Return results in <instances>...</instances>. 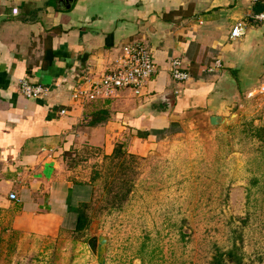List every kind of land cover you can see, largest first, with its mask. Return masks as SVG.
I'll use <instances>...</instances> for the list:
<instances>
[{
  "label": "crops",
  "instance_id": "1",
  "mask_svg": "<svg viewBox=\"0 0 264 264\" xmlns=\"http://www.w3.org/2000/svg\"><path fill=\"white\" fill-rule=\"evenodd\" d=\"M262 14L264 0H0V264H48L62 235L73 233L90 187L72 177L69 157L84 148L112 155L137 120L166 127L172 114L150 109L172 91L191 103L183 113L214 106L222 78L262 74L251 91L259 87ZM239 23L244 34L232 39ZM134 42L148 48L158 68L141 96L73 99ZM174 59L190 77L180 85L171 75ZM217 61L222 67L208 73ZM24 79L46 94L26 98ZM100 111L107 120L91 126Z\"/></svg>",
  "mask_w": 264,
  "mask_h": 264
},
{
  "label": "rangeland",
  "instance_id": "2",
  "mask_svg": "<svg viewBox=\"0 0 264 264\" xmlns=\"http://www.w3.org/2000/svg\"><path fill=\"white\" fill-rule=\"evenodd\" d=\"M256 75L218 80L209 110L174 113L166 127L150 123L144 138L128 127L114 145L125 143L133 158L110 161L90 148L69 157L72 177L90 187L91 224L83 238L62 235L47 263L97 264L88 247L96 235L109 238L106 264H211L235 246L244 264H264V97L250 96L263 76ZM216 114L238 116L213 126Z\"/></svg>",
  "mask_w": 264,
  "mask_h": 264
},
{
  "label": "built area",
  "instance_id": "3",
  "mask_svg": "<svg viewBox=\"0 0 264 264\" xmlns=\"http://www.w3.org/2000/svg\"><path fill=\"white\" fill-rule=\"evenodd\" d=\"M260 21H264V14L258 16ZM244 34V28L241 23L234 26L230 37L232 39L240 38ZM122 54L115 63V67L99 77V80H89L87 86L78 88L73 93V99L83 102L85 99L89 102L98 100H107L116 96L122 90H130L135 94H141L148 86L151 79L157 74L158 68L151 52L144 45L134 42L125 46ZM172 78L175 82L183 83L190 79L189 74L181 68L182 62L174 59L172 62ZM221 63L217 61L209 67L208 73H213L220 69ZM47 89L41 85H33L24 79L20 83V93L28 99L42 97ZM250 96L264 97L263 83L250 92ZM62 111V114H65ZM11 200H16L14 194L10 195Z\"/></svg>",
  "mask_w": 264,
  "mask_h": 264
},
{
  "label": "trees",
  "instance_id": "4",
  "mask_svg": "<svg viewBox=\"0 0 264 264\" xmlns=\"http://www.w3.org/2000/svg\"><path fill=\"white\" fill-rule=\"evenodd\" d=\"M190 102L188 99H185L183 94H175L173 91L165 94L163 96H160L156 101H154L151 104L150 112L154 113L155 115H161V116H169L171 114H178L182 112L183 108H186L188 105L190 106ZM202 107V106H200ZM108 118V113L106 111H100L97 114L94 115L91 126H95ZM141 120H137L134 123H132L131 131L136 132V136L139 138H144L149 135V132L146 130H143L142 128L145 126L141 124ZM110 161H115L117 159H124L126 161V158H133L132 155H129L126 151V144L125 143H118L113 150V153L111 156H109ZM118 167H120L121 170H123L124 177L126 174L125 165L122 163ZM122 175V176H123ZM125 181L126 178H123ZM127 187V195L131 193L133 185L130 183V181L124 182ZM89 208V203H82L79 206V213H78V219L75 226V229L73 231L74 234L79 235L81 238L85 236V234L88 232L90 224H91V218L87 213V210ZM237 246H235L232 249H229L227 251H220L218 250L216 254L213 257V260L211 264H244V259L241 255H239Z\"/></svg>",
  "mask_w": 264,
  "mask_h": 264
},
{
  "label": "water",
  "instance_id": "5",
  "mask_svg": "<svg viewBox=\"0 0 264 264\" xmlns=\"http://www.w3.org/2000/svg\"><path fill=\"white\" fill-rule=\"evenodd\" d=\"M237 114L230 118H224L219 115L210 117V124L213 126L229 125L236 121ZM109 238L106 236H92L88 241V247L97 258V264H106Z\"/></svg>",
  "mask_w": 264,
  "mask_h": 264
}]
</instances>
